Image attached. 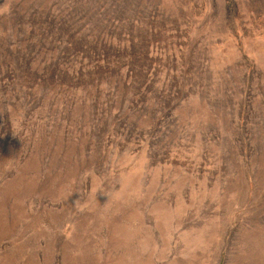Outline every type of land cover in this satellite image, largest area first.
Instances as JSON below:
<instances>
[{
  "label": "rangeland",
  "instance_id": "rangeland-1",
  "mask_svg": "<svg viewBox=\"0 0 264 264\" xmlns=\"http://www.w3.org/2000/svg\"><path fill=\"white\" fill-rule=\"evenodd\" d=\"M0 264H264V0H0Z\"/></svg>",
  "mask_w": 264,
  "mask_h": 264
}]
</instances>
